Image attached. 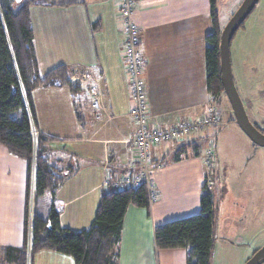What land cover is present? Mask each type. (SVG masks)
Segmentation results:
<instances>
[{"label":"crops","instance_id":"0c3cea01","mask_svg":"<svg viewBox=\"0 0 264 264\" xmlns=\"http://www.w3.org/2000/svg\"><path fill=\"white\" fill-rule=\"evenodd\" d=\"M46 1L29 6L39 73L43 75L60 64L66 65L71 71L70 80L80 88L75 96L66 86L39 87L31 94L35 131L55 138L46 147L49 160L61 169L72 170L53 196L50 192L43 194L40 212L46 217L51 203L56 201L61 205L60 225L80 230L95 215L106 175L124 171L134 156L131 141L135 124L130 116L131 101L122 55L124 32L118 18V0ZM133 19L139 27L148 125L159 128L202 116L207 103L217 102L207 90L205 72V38L212 32L209 0H135ZM217 19L222 30L225 24L221 23L219 13ZM246 26L240 29L236 43L230 44L232 76L235 80L234 57L239 83L247 65L244 59L252 52L251 43L260 28L254 23ZM251 71H245V78H249ZM91 85L96 86L98 106L93 105ZM235 87L241 98L237 83ZM242 90L249 108L254 100L248 90ZM224 95L222 92L218 95L219 108ZM73 102L82 117L80 122ZM231 117L229 130L236 134L233 113ZM218 126L189 141L152 148L156 199L149 202L147 209L127 206L115 250L117 264H186V248H156L154 228L200 211L207 173L205 150ZM54 142L59 147L52 148ZM217 159L215 151L212 196ZM26 172V162L0 144V252L5 246L18 247L23 243ZM33 174L34 169L29 184V212L33 199L34 215ZM29 264L74 262L70 256L41 250Z\"/></svg>","mask_w":264,"mask_h":264},{"label":"trees","instance_id":"16d2710c","mask_svg":"<svg viewBox=\"0 0 264 264\" xmlns=\"http://www.w3.org/2000/svg\"><path fill=\"white\" fill-rule=\"evenodd\" d=\"M46 3V0H0V144L27 164L23 243L18 247L5 246L0 252V264H29L41 250L70 256L74 264H117L115 250L127 206L133 204L146 209L149 206L144 185L120 190L104 187L92 221L80 230L62 227L53 203L46 217L40 212L43 194L50 192L53 196L71 169L69 167L68 172L49 160L46 147L55 138L35 131L31 94L39 87L66 86L75 96L80 88L70 80L71 71L66 65L60 64L43 75L39 73L32 43L29 6ZM209 4L212 32L205 38L206 84L211 98L219 102L218 95L223 93L218 49L221 29L216 0H209ZM243 24L239 28H243ZM73 107L76 119L82 121L76 102H73ZM253 125L262 132L257 124ZM32 169L36 211L30 226L29 242ZM199 205L198 213L164 222L154 228L157 249L186 248V264H211L214 204L206 183Z\"/></svg>","mask_w":264,"mask_h":264},{"label":"rangeland","instance_id":"374dc122","mask_svg":"<svg viewBox=\"0 0 264 264\" xmlns=\"http://www.w3.org/2000/svg\"><path fill=\"white\" fill-rule=\"evenodd\" d=\"M216 1L217 13L222 24H226L242 2V0ZM250 23L260 27L251 43L252 52L244 59L247 62L245 71H252L250 75L248 72V79L245 78L243 71L239 83L234 57L232 70L241 96L243 97L242 89L245 88L254 100L252 106L249 105L248 108L245 98L242 99L249 120L257 124L264 133V0L258 1L245 19L243 27ZM241 28L231 39L232 45L236 43ZM231 52L233 54V51ZM220 104L221 124L213 137L214 149L218 156V173L213 193L215 215L211 264H244L264 245V147L254 145L236 122L238 133L230 131L229 123L233 112L225 95ZM53 146L59 147V144L54 142L51 147ZM43 199L44 197L41 201ZM33 204L31 199L29 230L34 216Z\"/></svg>","mask_w":264,"mask_h":264},{"label":"built area","instance_id":"2783aa9c","mask_svg":"<svg viewBox=\"0 0 264 264\" xmlns=\"http://www.w3.org/2000/svg\"><path fill=\"white\" fill-rule=\"evenodd\" d=\"M135 0H118V18L124 32L122 55L125 62L126 78L131 101L130 116L135 124V134L132 138L133 159L124 171L116 175H106L104 186L116 190L146 187L149 202L156 199L154 191L153 163L151 151L156 145H169L193 139L207 130L215 129L220 124V108L217 102L207 103L202 116L191 120H180L165 127H151L148 125V99L145 83L142 78L139 27L133 19ZM91 99L94 106H98V94L95 85L90 86ZM213 134L207 141L204 163L206 166L205 183L208 189L213 185L215 165V149ZM54 208L58 211L61 205L55 201Z\"/></svg>","mask_w":264,"mask_h":264},{"label":"water","instance_id":"95a60500","mask_svg":"<svg viewBox=\"0 0 264 264\" xmlns=\"http://www.w3.org/2000/svg\"><path fill=\"white\" fill-rule=\"evenodd\" d=\"M259 0H242L237 9L230 16L220 32L219 37V68L220 78L232 112L234 119L240 129L249 137L256 146L264 147V133L256 128L249 120L246 109L235 87L230 60V43L235 32L245 21ZM264 262V245L257 249L253 255L247 259L244 264H262Z\"/></svg>","mask_w":264,"mask_h":264}]
</instances>
